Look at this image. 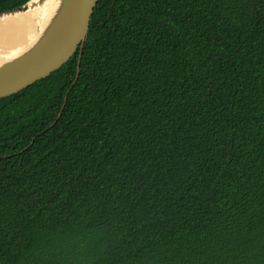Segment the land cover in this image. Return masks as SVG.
Wrapping results in <instances>:
<instances>
[{"label":"trees","instance_id":"obj_1","mask_svg":"<svg viewBox=\"0 0 264 264\" xmlns=\"http://www.w3.org/2000/svg\"><path fill=\"white\" fill-rule=\"evenodd\" d=\"M79 55L0 100V264H264V0H99Z\"/></svg>","mask_w":264,"mask_h":264},{"label":"water","instance_id":"obj_2","mask_svg":"<svg viewBox=\"0 0 264 264\" xmlns=\"http://www.w3.org/2000/svg\"><path fill=\"white\" fill-rule=\"evenodd\" d=\"M38 3L41 0H30L0 15L26 12ZM98 3L99 0H57L46 28L24 48L0 59V100L48 78L78 52L80 64Z\"/></svg>","mask_w":264,"mask_h":264},{"label":"bare ground","instance_id":"obj_3","mask_svg":"<svg viewBox=\"0 0 264 264\" xmlns=\"http://www.w3.org/2000/svg\"><path fill=\"white\" fill-rule=\"evenodd\" d=\"M56 8L57 0H41L26 12L0 15V59L33 41L49 24Z\"/></svg>","mask_w":264,"mask_h":264}]
</instances>
